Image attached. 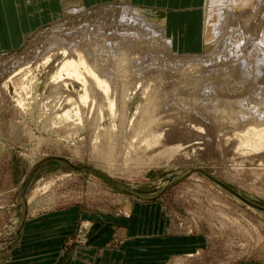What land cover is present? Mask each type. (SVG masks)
I'll return each mask as SVG.
<instances>
[{"label":"rangeland","instance_id":"obj_1","mask_svg":"<svg viewBox=\"0 0 264 264\" xmlns=\"http://www.w3.org/2000/svg\"><path fill=\"white\" fill-rule=\"evenodd\" d=\"M7 1L8 4L3 6L6 9L0 6L1 86L12 70L4 68V64L14 57L25 58L33 47L41 45L49 35L51 25L63 22L66 29L79 24L82 27L89 21L88 17L91 21L94 19L89 12L101 7V4L94 3L92 9L79 11V5H85L86 0L76 4L62 3L60 6L57 0H27L30 2L28 11L19 12L16 6L20 5V0ZM139 1L142 6L143 0ZM126 2L127 7L143 9L135 7L130 0ZM110 3L112 7L120 6L119 0H111ZM179 3L180 0L173 5L169 2L167 10L162 9V6L157 10L148 6L149 10L160 13L158 17L162 18L163 10L170 11ZM70 8L77 12L68 14ZM198 9L200 23L195 40L191 34L186 35L185 40L189 46L198 43L196 50H190L192 54L207 56L212 47L203 44L201 48L202 27L208 16V8L203 0ZM58 11L59 17L56 15ZM65 11L69 16L62 14ZM212 16L216 17L214 14ZM261 17H264V10ZM34 23L36 26L40 23V29L37 27L39 30L30 34ZM22 34L24 41H21ZM189 36H192L191 40ZM11 94L14 95L13 90ZM2 100L0 264H22L19 258L23 256L51 250H56L58 254L56 264H174V259L180 260L178 264H264V213L253 208L251 210L242 203L237 207L234 196L199 173H194L193 177H188L159 195L165 187L184 176L191 169L188 166L193 165L246 200L264 207V184L261 182L264 162L258 163L256 154L236 150L228 137L226 139L229 140L219 145L224 136L213 129L209 135L206 131L209 123L194 125L202 127L203 131L178 127L175 131L171 129L166 132L169 133L168 142L196 144L194 151L188 146L183 149V154L195 157L193 160L153 167L143 173L139 172L141 168L133 169L139 173H125L119 171L121 162L109 168L107 165L100 167V162L95 159L70 155L64 149V141L58 142L50 131L42 130L46 123L39 114V105L34 108V113L23 115L13 108L14 104L7 96L3 95ZM17 125L25 129L19 138L10 135L14 130L12 128ZM28 129L32 138L25 134ZM174 133L182 135L183 139L173 140L171 136ZM214 134L220 138H213ZM80 136L75 139H85L87 135L82 132ZM54 145L59 148L63 146V150H55ZM226 156L230 158L229 161ZM223 157L226 159L224 162ZM61 160L69 166L98 169L96 171L102 174L107 167L112 172L114 170L112 181L115 183L142 196H158L153 201L140 200L104 176L89 170H73ZM234 168L241 173L236 176L239 182L231 183L226 179H229L228 171ZM261 173L262 176H259ZM195 184L206 190L193 191ZM248 221L260 226L254 230L246 223ZM83 227L85 230L80 234ZM166 239L177 241L166 245ZM78 249H85L89 255L78 254ZM30 259L27 261L30 264L44 262L43 258Z\"/></svg>","mask_w":264,"mask_h":264},{"label":"bare ground","instance_id":"obj_2","mask_svg":"<svg viewBox=\"0 0 264 264\" xmlns=\"http://www.w3.org/2000/svg\"><path fill=\"white\" fill-rule=\"evenodd\" d=\"M203 1L208 16L201 48L203 44L212 47L207 56L185 50L181 35L167 28L160 13L127 7L126 0H119V7L109 2L89 12L94 17L92 21L88 17L90 24L68 29L63 22L51 25L41 45L23 59L6 62L4 68L12 70L0 85V103L7 96L23 115L34 113L39 105L46 123L42 130L50 131L54 140L64 141L70 155L95 159L100 167L121 162L118 170L125 173L193 160L183 149L188 146L194 151L196 144L168 142L166 132L178 127L203 131L194 126L202 122L209 123V135L212 129L223 134L219 145L230 139L236 150L256 154L258 163H263L264 1ZM79 6V11L92 9ZM75 12L70 8L67 13ZM12 129L10 135L16 138L25 132L22 125ZM82 132L85 139L76 140ZM25 134L32 138L30 129ZM215 134L213 138L218 140ZM171 137L183 139L178 133ZM57 146L55 150L63 148ZM63 162L73 170L98 172ZM235 169L228 171V182H239L241 172ZM111 170L106 167L102 172L113 179ZM261 182L264 184V177ZM197 190L206 188L195 184L193 191ZM235 202L241 206L240 200ZM246 223L254 230L260 226Z\"/></svg>","mask_w":264,"mask_h":264},{"label":"crops","instance_id":"obj_3","mask_svg":"<svg viewBox=\"0 0 264 264\" xmlns=\"http://www.w3.org/2000/svg\"><path fill=\"white\" fill-rule=\"evenodd\" d=\"M110 1L111 0H86L85 6L92 7V5L94 3L105 4V3H109ZM20 2H21L20 5L17 4L16 9H18L19 12H20V10L21 11H23V10L28 11L30 2L27 0H20ZM57 2H58V0H57ZM130 2L134 6H140V3H141L139 0H130ZM169 2H171L173 5L176 2H178V0H143V5L140 7L150 9L148 5H151V7H154L153 8L154 10H157L158 8H160V6H162L163 7L162 9L167 10V6H168ZM201 2H202V0H180V3H179L180 5L178 4L176 6L178 7L177 9H181V11L176 10V6H174L172 8V10H170V11L163 10V12H162V17H164L166 20L165 23H166L167 28L175 29L179 33V35H181V42L184 44L185 50H193L194 51L198 48V43L196 44V46H189L190 44L185 40L186 39L185 36L191 34L193 36V40H195L194 37L197 34V29H198L199 23H200V15H199L198 6L200 5ZM4 4L5 5L8 4V1L3 0L2 3L0 2V6L2 7V9H6V6L3 7ZM59 4H61V3L58 2V6H60ZM178 13H179V15H178ZM24 15H25V13H24ZM56 15L59 17L60 11H58V13ZM52 16H53V14H52ZM178 16L180 17V21H179ZM21 18H23V14H21ZM5 21H6V18H5ZM39 25H40V23L37 26L34 23V25L31 26L32 30L29 29L31 32V33L30 32L29 33L33 34L36 31H38L40 29L38 27ZM179 26H180V28H178ZM37 27L39 28L38 30H37ZM177 28L182 30V31L179 32ZM192 36H189L190 40H191ZM23 37H24V35L22 34V39L24 41L25 37L24 38ZM18 236H19V234H18ZM25 236L26 235L24 234V237ZM174 241H177V240H173V239L167 240L166 239V241H164V243L167 245V243L174 242ZM180 241H182V240H180ZM87 253H88V251H86L85 249H78V254H80V255H83V256L86 255L87 256V255H89V253L88 254ZM12 255H14V254H12ZM57 256H58V254L56 253V250H51V251L42 252V254H31V256L27 255L25 257L23 256V257L19 258L20 261L19 260L18 261H19V263H22V264H30V262H27V261H31L30 258H32V259L43 258L44 262L41 264H56ZM180 256H183V255H180ZM28 258H29V260H28Z\"/></svg>","mask_w":264,"mask_h":264},{"label":"water","instance_id":"obj_4","mask_svg":"<svg viewBox=\"0 0 264 264\" xmlns=\"http://www.w3.org/2000/svg\"><path fill=\"white\" fill-rule=\"evenodd\" d=\"M87 169V168H85ZM77 170V169H75ZM102 176H104L105 178H107L110 182L114 183L115 185H117L118 187H120L122 190L126 191L127 193L133 195L134 197L140 199V200H144V201H153L154 199L157 198V196H152V197H149V196H142V195H139V194H136L134 192H132L131 190H129L128 188L122 186V185H119L117 183H115L114 181H112V179L106 177L105 175L99 173V172H96ZM194 173H199L201 174L202 176H204L205 178H207L208 180H210L211 182H213L214 184H216L218 187L226 190L227 192H229L232 196H234L236 199L240 200L242 203L246 204L247 206L255 209V210H258L262 213H264V207H261V206H258L248 200H246L245 198H243L242 196L238 195L236 192H234L232 189H230L228 186H226L224 183H222L221 181L217 180L216 178L210 176L209 174H206L204 171H202L201 169H190L184 176H182L181 178H179L178 180H176L175 182L171 183L170 185H168L167 187H165L160 193L162 194L164 191H166L167 189H169L170 187L182 182L183 180L187 179L188 177H190V175L194 174ZM85 230V227L82 228V231L80 232V234L82 232H84Z\"/></svg>","mask_w":264,"mask_h":264}]
</instances>
